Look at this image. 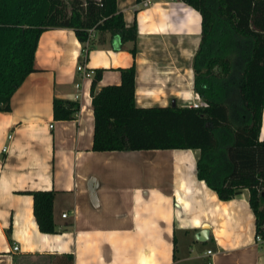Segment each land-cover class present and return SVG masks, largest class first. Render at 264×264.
<instances>
[{
  "label": "crops",
  "instance_id": "1",
  "mask_svg": "<svg viewBox=\"0 0 264 264\" xmlns=\"http://www.w3.org/2000/svg\"><path fill=\"white\" fill-rule=\"evenodd\" d=\"M116 2L137 25L135 41L95 32L81 42L72 28L45 29L37 69L0 110V264H264L248 189L221 199L197 175L199 149H93L92 77H81L79 62L103 68L97 87L118 84L119 68L134 63L137 106L203 103L193 69L199 10L184 0ZM54 97L78 102L72 118L54 117ZM36 189L54 191L55 232L38 227Z\"/></svg>",
  "mask_w": 264,
  "mask_h": 264
},
{
  "label": "trees",
  "instance_id": "2",
  "mask_svg": "<svg viewBox=\"0 0 264 264\" xmlns=\"http://www.w3.org/2000/svg\"><path fill=\"white\" fill-rule=\"evenodd\" d=\"M141 1V0H138ZM199 10L201 39L193 56L194 89L206 103L137 106L135 65L120 67L118 84H90L95 150L196 148L197 175L221 199L244 188L264 242V0H184ZM69 27L81 42L108 32L118 45L135 41L137 25H127L116 0H0V110L35 67L42 31ZM89 47H83L84 59ZM133 56L136 48H131ZM77 101L54 97L53 115L72 118ZM33 212L43 232H55L54 191H32ZM71 263V254H63ZM54 264V263H53Z\"/></svg>",
  "mask_w": 264,
  "mask_h": 264
},
{
  "label": "built area",
  "instance_id": "3",
  "mask_svg": "<svg viewBox=\"0 0 264 264\" xmlns=\"http://www.w3.org/2000/svg\"><path fill=\"white\" fill-rule=\"evenodd\" d=\"M142 3L146 5L147 3H149V0H142ZM76 70L79 72V74L83 78L92 77L94 74V69L87 67L84 62H79L76 66ZM75 89H76V92L74 94V98L78 100L81 97V90H82V83L80 81L75 82ZM204 104H206L204 101L203 103L193 102L192 106L197 107V106L204 105ZM50 126H52V124H50ZM3 150H6V146H3ZM65 214L66 213H63L62 215L65 216ZM256 238L258 241H262V238L260 235H256ZM18 248H19L18 245L16 244L13 245V249L17 250ZM207 252L210 253L211 250L209 249L207 250Z\"/></svg>",
  "mask_w": 264,
  "mask_h": 264
},
{
  "label": "water",
  "instance_id": "4",
  "mask_svg": "<svg viewBox=\"0 0 264 264\" xmlns=\"http://www.w3.org/2000/svg\"><path fill=\"white\" fill-rule=\"evenodd\" d=\"M204 232V231H203ZM205 234V233H204Z\"/></svg>",
  "mask_w": 264,
  "mask_h": 264
}]
</instances>
